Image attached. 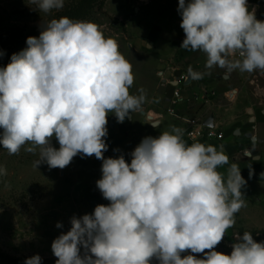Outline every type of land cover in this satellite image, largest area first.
Wrapping results in <instances>:
<instances>
[{
	"label": "clouds",
	"instance_id": "obj_1",
	"mask_svg": "<svg viewBox=\"0 0 264 264\" xmlns=\"http://www.w3.org/2000/svg\"><path fill=\"white\" fill-rule=\"evenodd\" d=\"M31 3L50 14L65 0ZM178 11L185 34L180 48L203 52L206 69L264 71V21L247 0H179ZM26 44L0 67V146L9 155L38 150L36 168L64 169L78 154L94 155L102 161L96 187L109 201L71 218L70 230L51 244L55 264H264V242L250 232L237 236L230 255L215 250L247 206L246 181L223 146L188 144L183 129L173 126L143 138L130 163L123 155L104 157L108 114L122 123L146 100L142 89L130 93L132 65L117 40L94 22L61 16ZM188 74L210 73L190 66ZM6 175L0 166V177ZM24 264H42V258L36 254Z\"/></svg>",
	"mask_w": 264,
	"mask_h": 264
},
{
	"label": "rangeland",
	"instance_id": "obj_2",
	"mask_svg": "<svg viewBox=\"0 0 264 264\" xmlns=\"http://www.w3.org/2000/svg\"><path fill=\"white\" fill-rule=\"evenodd\" d=\"M74 2L65 0L62 9L45 14L31 0H0V51L4 53L0 67L10 63L24 35L34 29L40 35L48 21ZM247 2L264 6V0ZM178 4L179 0H108L104 12H95L87 20L99 25L106 37L118 41L120 52L132 65L134 84L130 93L139 95L142 89L146 96L142 107L130 112L122 123L113 113L108 114L105 158L123 155L130 163L131 152L143 138L162 132L152 124L163 122L168 131L176 124L168 114V100L173 97V83L182 77L190 79L182 57L205 56L180 48L185 34ZM260 83L264 84L263 78ZM187 89L189 86L183 88V97ZM137 119L143 120L141 125ZM51 143L59 148L54 137ZM38 158V150L33 154L22 148L19 154L9 155L0 146V166L7 170V175L0 177V264H24L36 254L42 264H55L51 244L70 230L71 218L91 214L97 205L109 203L96 187L102 176V161L94 155L78 154L64 169H50L46 163L36 168ZM58 222L61 228L56 227ZM244 232L250 231L240 229L237 236ZM250 233L257 242H264V230ZM237 236L223 237L215 250L230 255ZM84 251L81 247V255ZM187 254L190 250L182 256ZM194 255L203 258V254ZM152 264L158 262L153 259Z\"/></svg>",
	"mask_w": 264,
	"mask_h": 264
},
{
	"label": "crops",
	"instance_id": "obj_3",
	"mask_svg": "<svg viewBox=\"0 0 264 264\" xmlns=\"http://www.w3.org/2000/svg\"><path fill=\"white\" fill-rule=\"evenodd\" d=\"M248 7L250 11L255 10L256 19L264 21V6L248 4ZM182 60L187 69L191 66L197 72L210 74L200 79L190 77V90L187 89L177 112L186 118L202 116L209 120L213 117L214 128L224 134V139L192 141L186 135L185 123L173 119L176 123L173 126L183 129V139L188 144L223 146L230 164H239L246 181L242 192L247 206L235 215V225L224 237L234 238L240 229L250 232L264 230V84L260 83L264 72L241 73L220 67L209 70L205 68L206 57L202 54L192 58L183 56ZM206 92L211 96L207 100ZM136 122L141 125L143 120L137 119ZM152 125L166 131L163 122ZM253 152H259L258 156H253ZM230 164L218 170L226 172Z\"/></svg>",
	"mask_w": 264,
	"mask_h": 264
},
{
	"label": "built area",
	"instance_id": "obj_4",
	"mask_svg": "<svg viewBox=\"0 0 264 264\" xmlns=\"http://www.w3.org/2000/svg\"><path fill=\"white\" fill-rule=\"evenodd\" d=\"M190 79L182 77L181 80H178L174 84L173 97L168 100L170 109L168 114L179 121H182L187 125L186 135L192 141H200L204 139H216L218 141H222L224 139V134L217 131L215 128H208L206 126L207 118L202 116L194 117V118H186L179 113H177L176 109L179 103L183 100L182 91L183 88L189 86ZM205 99L207 100L210 96V93L206 92L204 94Z\"/></svg>",
	"mask_w": 264,
	"mask_h": 264
},
{
	"label": "trees",
	"instance_id": "obj_5",
	"mask_svg": "<svg viewBox=\"0 0 264 264\" xmlns=\"http://www.w3.org/2000/svg\"><path fill=\"white\" fill-rule=\"evenodd\" d=\"M108 0H76L73 4L62 10L58 17L67 16L73 20H88L95 12H104ZM29 36L39 37L37 30H32L19 41V53L27 47L26 40Z\"/></svg>",
	"mask_w": 264,
	"mask_h": 264
},
{
	"label": "water",
	"instance_id": "obj_6",
	"mask_svg": "<svg viewBox=\"0 0 264 264\" xmlns=\"http://www.w3.org/2000/svg\"><path fill=\"white\" fill-rule=\"evenodd\" d=\"M189 83H190V81H189ZM206 126L208 127V128H214V118L213 117H211L207 122H206ZM258 154H259V152H253L252 153V155L253 156H258Z\"/></svg>",
	"mask_w": 264,
	"mask_h": 264
}]
</instances>
